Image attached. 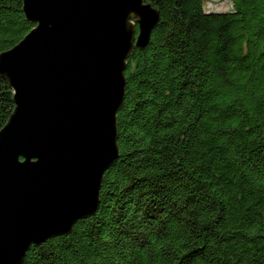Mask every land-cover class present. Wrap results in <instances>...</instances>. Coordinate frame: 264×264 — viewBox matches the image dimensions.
Listing matches in <instances>:
<instances>
[{
    "label": "trees",
    "instance_id": "16d2710c",
    "mask_svg": "<svg viewBox=\"0 0 264 264\" xmlns=\"http://www.w3.org/2000/svg\"><path fill=\"white\" fill-rule=\"evenodd\" d=\"M96 212L22 264H264V0H145ZM34 26L0 0V53ZM14 109L0 75V129Z\"/></svg>",
    "mask_w": 264,
    "mask_h": 264
},
{
    "label": "water",
    "instance_id": "95a60500",
    "mask_svg": "<svg viewBox=\"0 0 264 264\" xmlns=\"http://www.w3.org/2000/svg\"><path fill=\"white\" fill-rule=\"evenodd\" d=\"M32 29L0 53L14 109L0 129V264L93 215L120 154L128 58L159 11L145 0H23Z\"/></svg>",
    "mask_w": 264,
    "mask_h": 264
},
{
    "label": "rangeland",
    "instance_id": "374dc122",
    "mask_svg": "<svg viewBox=\"0 0 264 264\" xmlns=\"http://www.w3.org/2000/svg\"><path fill=\"white\" fill-rule=\"evenodd\" d=\"M229 7H230L229 0H205L206 10L223 11L229 9Z\"/></svg>",
    "mask_w": 264,
    "mask_h": 264
}]
</instances>
